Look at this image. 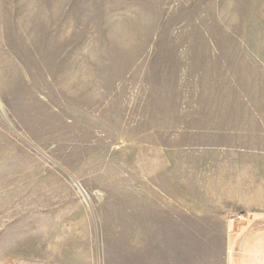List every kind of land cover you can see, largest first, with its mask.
<instances>
[{
	"label": "rangeland",
	"instance_id": "1",
	"mask_svg": "<svg viewBox=\"0 0 264 264\" xmlns=\"http://www.w3.org/2000/svg\"><path fill=\"white\" fill-rule=\"evenodd\" d=\"M255 195L264 0H0V264H228Z\"/></svg>",
	"mask_w": 264,
	"mask_h": 264
},
{
	"label": "crops",
	"instance_id": "2",
	"mask_svg": "<svg viewBox=\"0 0 264 264\" xmlns=\"http://www.w3.org/2000/svg\"><path fill=\"white\" fill-rule=\"evenodd\" d=\"M262 191V190H261ZM257 202H264V197L258 195L255 199ZM185 202V201H184ZM182 202V211L176 213V207H180V202L173 200V213L164 217L162 222L176 224H213L223 223L225 225L224 232L228 233L227 227V210L228 208L222 205L219 201V206L215 207V210L209 209V212L203 211L201 214H197L195 211H190V202L184 204ZM256 204V202H254ZM260 204V203H259ZM257 203V210H252L248 213V217L245 221L237 223L238 226L234 232V242L232 245L231 254L228 257V264H264V206L259 208ZM181 208V207H180ZM191 232L186 238L190 237ZM194 234V233H192ZM184 236L174 237L175 239H184ZM193 238V236L191 237ZM227 238V237H226Z\"/></svg>",
	"mask_w": 264,
	"mask_h": 264
},
{
	"label": "built area",
	"instance_id": "3",
	"mask_svg": "<svg viewBox=\"0 0 264 264\" xmlns=\"http://www.w3.org/2000/svg\"><path fill=\"white\" fill-rule=\"evenodd\" d=\"M235 218H237L238 220H241L243 218V216L241 214V215H237V217H235Z\"/></svg>",
	"mask_w": 264,
	"mask_h": 264
}]
</instances>
